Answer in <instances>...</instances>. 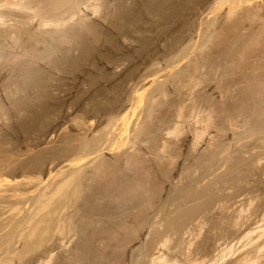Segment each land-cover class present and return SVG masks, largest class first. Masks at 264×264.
I'll return each mask as SVG.
<instances>
[{"label":"rangeland","instance_id":"374dc122","mask_svg":"<svg viewBox=\"0 0 264 264\" xmlns=\"http://www.w3.org/2000/svg\"><path fill=\"white\" fill-rule=\"evenodd\" d=\"M106 1H107L108 5L110 6L109 10L112 12V14H110V15L108 14V16H107L108 18L106 17L107 20L106 19L103 20V25L101 26L100 35L95 36L93 34H91V35L89 34L88 38H86L87 40L85 39V44H86V45H84L85 48L73 50L74 54L78 55L81 53V55L88 57L87 58L88 60L83 62V64L86 63V65L84 64L86 68L82 70V68L79 67V70L78 69L76 70V71H78V73H80L79 76L75 77V78H66V80H64V81L65 82L67 81L68 84L61 87L62 89L61 88L54 89L52 96L54 97V94H56V95L54 98L52 97L53 99L52 98L50 100L45 99L44 102H41V101H38V102L27 101V102H25L23 104V106L25 108L22 111H19V109H17L18 107L15 106L13 99L7 100L6 106L7 107L9 106L8 108L13 110V111L11 110L13 118L10 121L9 120L7 121L4 118L3 114H0V117H1L0 118L1 119V122H0V141H1L0 145L1 146H0V148H1V150H3L2 151L3 157L2 156H0V157L5 159V160H0V171H1L0 172V191H1V193H0V200H1L0 204H1L2 200L3 201L7 200L6 198H8V197L6 194H7L8 190H9V194L11 193V191H13V189H11V188H13L14 186H11V185H13V183L15 181L19 180V181L23 182V180H25V177H30V176L36 177L37 175H40L39 170L43 172L42 176L45 178V181H48L46 179L48 178L49 173L51 171L53 173H56V172L58 173L60 170L68 171L70 168L66 166V162L68 160H65V159H67L69 156L71 158L76 156V154H77L76 150L78 152L76 145L78 146L80 144L84 135H85V138H86V134H87V137L92 139L94 136V133L97 132V130H100V128L102 129V126L104 128V125H106V122L109 119V117L111 116L112 112L120 111L122 109L123 105L131 107L130 115L132 114V116H130V118L131 117L132 118L131 119L129 118V119H130V124H131L130 126H132V129L134 128V126L136 125L135 123L138 120H139L138 122L144 120L146 118L145 117L146 116L145 110H147V109H145L146 103H145L144 99H147V97H149L148 94L151 93V91L157 86V85H153V84H156V83L158 84L159 81H163L169 76V75L168 76L166 75V74H168L167 69H165L163 72L161 71L160 72L161 78L159 77L160 79L158 82L152 83V86L153 87L155 86L154 88L151 85H150L151 88H149L150 86L147 88L148 90L145 91V93L143 94V95H145V98H144V96H142L141 99L143 98L142 99L143 102L141 101L142 104H139L140 98L135 93L136 89L138 88L141 90L142 87L144 88V86L147 87L149 84H151V82L150 83L147 82V81H149V79H144V78H146V75H148V74L150 75V73H153V71H156L162 67H165L167 60L172 59L174 56L176 57L177 55L184 57L186 54V57H185L184 61L181 62L180 66L178 68L174 69L175 72L180 70V68L182 69L183 65L186 62H188L191 58L194 60L199 59V57H198L199 55H197L196 53L199 52L201 46L204 43L203 41L205 40V38L209 35V32L211 31V30H209V32H208V29H209L208 26L210 25L211 21L214 18H217L218 16H220L216 13L210 12V11H213L212 6L214 7L213 3L215 0H150V1L149 0L148 1L147 0H143V1L141 0L143 2V4L145 3L146 4L145 6H147V7L141 6L142 11L144 12V14L147 13L150 17L148 19V15L146 14L147 17L145 15V16H143V18L146 17V19H148V21L150 19H151V21H149V23H148V21L145 20V18L142 20L139 19V20H137V24L136 23L135 24L134 23H128L131 28L127 29L129 27V25L127 23L126 24L122 23L123 24L122 25L121 22L119 21V16H120L119 15V13H120L119 12V10H120L119 0H106ZM130 2H131V0H128L129 4H131ZM148 2H150V3L147 4ZM136 6L138 7V5H136ZM142 7H144V8H142ZM138 8H140V7H138ZM145 11H146V13H145ZM87 12L89 14L91 13V11H89V10H87ZM90 15H92L91 17L93 19H95L94 18L95 15H94V17H93L92 13ZM96 18H99V17L96 16ZM218 18H220V17H218ZM144 20L147 22L146 25L144 24L145 23ZM132 21H134V20H132ZM143 21H144V23H143ZM164 21H167V22L165 23ZM220 21L221 22L223 21L222 17H221ZM139 22H140V25L138 24ZM161 22L164 23V26H163V23H161ZM172 22H174V23H172ZM168 23H169V25L171 24L169 27L170 29L167 27ZM199 23H200V25H199ZM159 24H160V26H159ZM166 24H167V26H166L167 28L165 27ZM119 27H120V29H119ZM161 27H162V29H160ZM147 28H149V29H147ZM138 29H140L141 32H139L140 30H138ZM165 29H166V31H165ZM134 30L136 32H134ZM137 30H138V32H137ZM162 30H163V32H161ZM199 30H200V32H199ZM192 38L194 40H192ZM86 41H87V43H86ZM88 41H91V42L89 43ZM218 43L215 42V45ZM226 44H227V46H222V45H220V46L225 48L228 52H231V47L228 45L229 43L225 42L224 45H226ZM228 46H229V48H228ZM196 47L199 49L195 51ZM217 49H219V48H216L215 50H217ZM184 50H186V51H184ZM188 51H189V53H188ZM181 52H183L182 53L183 55L180 54ZM217 52L218 51H216V53ZM191 54H192V56H191ZM167 57H168V59H167ZM186 59H187V61H185ZM159 64H160V66H159ZM187 64L188 63H186V65ZM165 71H167V72H165ZM66 76H68V75H66ZM142 81H143V83H142ZM205 84H208V83H205ZM205 84H203L202 87H199L200 88L199 90L196 88L194 91L198 92L199 94L206 95L209 97L213 96L214 98H212V99H214V100L216 99V102H222L223 98H220L221 97L220 89L215 86V83L213 82L212 84H210V86H204ZM239 87H241V86L239 85L236 88L238 89ZM172 89H173V91L171 92V95L169 97L168 104H166V106H164L163 109H161V110H164V112H166L168 110L167 112H169L170 114L174 111V106H172V103H171L172 100L185 99V100L189 101L188 99L190 98L189 97L190 95H189L187 89H185V91H183L184 90L183 89L181 92H179L176 90L174 85L171 84V90ZM185 93H186V95H188V97L184 96ZM245 93H246V91L243 92V94H245ZM195 94H197V93H195ZM199 94H197V95H199ZM235 94H236V91H235ZM248 94L249 93L247 90V94L242 95L241 99L239 98L240 102L238 99L236 100V97L237 96L240 97V95H237V96L235 95L233 100H232V98H230L231 100L228 99V101H231V105H232L233 110H236V111L238 109H239V111L244 110V107H241V106L245 105V111L246 110L248 111L249 109L250 110L248 111V113L251 111V108L248 109V107H247L248 98H246V97H248L247 96ZM245 98H246V100H245ZM162 99L163 98L161 97V100H160V97H159L158 100L162 101ZM242 101L244 102V104ZM136 106H138V108ZM147 107H148V103H147ZM141 108H143V109H141ZM160 113H161V111L158 110L157 114H156L159 117L158 119L155 120L156 115H154L153 117H154V122H156L155 123L156 126L157 125L160 126V129L158 132L163 134L165 128L168 127V125L164 124L163 122L161 123L160 119H162V118H160V116H159ZM201 115H204V112H202ZM6 121L9 123V125H8V123H6ZM240 121H239L240 123L238 122V125H237V126H239V128L238 127H235V128L232 127L230 129H228L226 131L227 132L226 135H225V133L223 134V131L222 132L218 131L215 128H213L214 130L212 129V132H213L212 135L219 136V137H217V139L222 137V140H224V146H225V144H226V146H225V149L222 146H221V148L219 147L220 149L217 152L218 155H216L215 160H213L214 162H208L207 164H205V163L202 164V163L198 162L199 163V165H198V163L196 162V160H194V158H197V156H200V154L202 152L205 153V151H207L209 149V147H207L209 145L206 142L210 143L209 140H211L212 137L211 136L206 137L205 142L203 141L204 144L200 143L201 145H198L197 147L193 148L191 146L192 144H190V142H193V141H191L193 137H191L192 132H191V128L189 126H192L191 125L192 123H190V122L186 123L187 125L188 124H190V125H188V127L185 129L188 132H185V134L182 136L183 141L180 140L181 141L180 144L178 143L180 146L179 150H181V152L178 150L177 154H179L180 157L178 158L179 160L177 159L178 162L175 161L176 164L170 163L171 161H168L169 163L165 162L162 164H155L153 162L142 164L141 162H144V160L147 159L146 157L148 154L146 155L145 158H143L144 159L143 161L138 162L139 165H137L138 163L136 164V162H135L134 165H133V163H131L132 165L128 166V165L124 164L125 161H123V163L120 164L122 162V160L119 161V159H118L119 154H120L119 153L120 152L119 151V144L116 143L117 141L115 139L111 140L112 138H109L111 140V141L109 140L110 144L107 143V142H109L107 140L106 144L104 145V147L106 146L105 147L106 149L104 148L102 150V153L99 152L98 154L93 155V157L91 156L90 157L91 159H89L88 161L85 162V164H87V163L90 164V165L87 164L88 167H87V165L84 164V166H85L84 168L86 169L85 170L86 173L84 172V179L81 181V185L84 189L81 188V193H80V194H83L84 197L81 196V199L80 200L78 199V201L76 203V205L79 203L78 205H80V208H79V206H76V208H79L80 211L75 209L74 210L75 213H74L69 209L70 213L72 212L75 214V215L73 214L74 218H75V219L73 218L74 222H75V220L76 221L78 220L77 221L78 224L76 225V227L80 225V228L84 229L83 232L82 231L80 232L78 230L81 233V235H79L78 234L79 232H78L77 233L78 235L77 234L76 235H74V234L70 235V233H69V236H68V232H67V236H64L65 234H63V236L61 237V235H59L57 233L59 236L56 234L55 236H53L55 238L54 239V238H51L50 236H47L48 234L46 235L47 237H45V235H44V237L41 236L39 233V232H41V230L40 231L38 230L39 232H37V234L40 235V238H37V237H39L37 235V237H33L35 239L32 238V240H31V239L27 238L28 240L25 239V241H23V242L20 241L17 244L18 237L15 236V238L12 239V243L13 242H15V243L12 244L11 248H13V246L15 247L17 244L19 246H16L15 249L19 247V248H21L19 251L24 249V251L27 250V253H28V249L32 248V249H30L28 254L26 253L28 260L26 258H24L25 259L24 261H29L30 257H32V256H34L35 258L36 257L38 258L39 255L42 256L41 254L43 253V250L46 247L53 245V242H54L55 246L53 245V248H54V252H56L55 257H58V255H59V257L61 256V258L63 259L65 264H69V262L66 260H68V257L71 255L74 256V257L71 256L74 258V261H72V263L70 262L71 264H83L84 262L87 264L86 260L82 261L83 259L81 256L83 255V252L85 250H87L89 247H91L90 243L92 241H89V240H91V236H92V234H91L92 227L98 226L97 227L99 229L98 231L102 232L101 237L103 238L102 239L103 243H102V241H100L101 238H98L97 243H98L99 248H101V250H104V253L107 256L104 255L102 258H100L101 260H98L97 263H95V264H119V262H121L122 259L125 260V262H124V260H122V261H123V263H126V264L127 263L128 264H136V263L137 264H143L145 262V260H147V258H145V256H146L145 252L146 251H144V249L146 250V248L148 246H153L154 241H157L156 236L160 235L161 232L166 231V229L170 233L172 231V233L170 234V238L172 240H170V243H169L170 247H168L169 249L166 248L168 250H166V249L165 250L167 251V254L169 253V256H172V255L177 256V254H178V258L182 261V263L185 261V259L183 258L185 256H183L182 253H184L186 251L183 248H185L186 245L188 246L189 241L192 240V238H193L192 249L196 251V252L194 251L193 254L195 256H196V254H197V256L199 255L198 258L194 257V255H193V257L200 259L201 256L203 257V256L207 255L206 257L208 258V260L206 259L207 262L205 261V262H201L199 264H207V263L214 261L215 258H219L220 255L221 256L223 255L222 254L224 251L223 248H225L227 246L228 247L232 246L231 252H233V254L230 252V255H229V258L227 259V261L233 260V257H234V259L237 256L239 257L240 254H242L244 252L242 250L245 246V243L247 244L248 240H249L247 237L243 238V236H244L243 234H246L247 232L252 231V233L250 234L251 235L250 237H256L260 233L259 232L261 230L260 227H263L261 225H264V221H263L264 219H261V218H264V214H263V212H264V162H263L264 161V159H263L264 158V153H263L264 150H263V148L264 147H261V146L258 147L260 145V142L259 141H257V143L254 142L255 139H251V143H250V138H249V140L246 139L249 142V143H247V141H246V144L247 145L249 144L247 146V145H243L242 141H241L242 143H240V142L238 143V142H235L236 140L229 138V135H230V137H233L232 135H235L236 132L237 133L242 132L243 129L245 128V126L243 128L244 123L242 121V118L240 119ZM78 122L79 123L84 122V124L86 126L84 124L79 125ZM90 123H92V124H90ZM226 124L227 123H225V125ZM241 124H242V126H241ZM237 128H238V130H236ZM240 128H241V130H240ZM161 129L163 130V132ZM132 133H133V131H132ZM154 134H151L149 136V137H151L152 141H153V139L155 140ZM220 135H222V136H220ZM223 135H225V136H223ZM5 138H8V139H5ZM233 140H234V142L232 143ZM4 141H6L5 144H2V143H4ZM114 141H116V142H114ZM153 142L156 143L157 141L155 140ZM159 143H160V141H158L157 145ZM237 143H238V145H236ZM229 144H231L232 146ZM233 144H234V148H232ZM111 145H113V146H111ZM158 146H160V145H158ZM227 146L231 147L230 150H229V148H227ZM111 147H113L114 149L109 150V149H111ZM107 148H108V150H107ZM226 149L229 150V152L225 153ZM116 150H118V151H116ZM124 150H125V148H124ZM155 150H156V148H155ZM156 151H157L156 153H163L161 149H157ZM243 151H245V152H243ZM253 151L255 153H258V152H260V153L254 155ZM244 153H246V154H244ZM261 153H263V154H261ZM101 154L102 155L105 154V156H102ZM72 155H74V156H72ZM154 155H155V153H150L148 155V158H150L151 156L153 157ZM258 155H260L261 157L263 156L262 161H259V162L257 161ZM189 156H193L194 157L193 160ZM217 156L218 157L221 156V157H219V159H218ZM65 157H67V158H65ZM104 157H105V159H103ZM222 157H224V159ZM97 158H98V160H97ZM123 159H124V157H123ZM222 159H223V161H221ZM244 159L247 161H245ZM186 160H187V162H186ZM188 160H189L190 166H188ZM100 162L103 164L102 166L105 165V167L103 168L104 171H102L100 174H97L98 177H97V175H95V177H93V175L95 174L94 170H97L94 167H96L95 166L96 164L99 165ZM192 162L194 163L193 165L197 164V167L195 166L196 169H198L197 171H196V169H194L195 167H193ZM260 162H262V163L259 164ZM257 163H258V165H257ZM38 164H40V165H38ZM222 164H223V166H221ZM161 165H162V167H161ZM59 166L61 169L59 168ZM152 166H154V167H152ZM198 166H199V168H198ZM2 167H4V168H2ZM130 167H131V169H130ZM126 168H127V171H126ZM157 168H158V171L162 172V173H159L157 171ZM154 169H155V171H154ZM161 170H163V171H161ZM214 170H216V172H214ZM171 171H172V173H171ZM169 172H170V174H169ZM192 172H193V174H192ZM86 174H88V175H86ZM211 175H212V177H211ZM129 176L131 178H129ZM92 177L95 179H93ZM5 178H6V180H5ZM210 179L212 180V182ZM1 180H3V181H1ZM8 180H10V181L12 180V181L10 182ZM51 180H52V178H50L49 181H51ZM203 181H205V182L203 183ZM9 183H10V185L8 186L7 184H9ZM38 183H40V182H38ZM47 183L48 182H42V183H40L41 185L39 184L36 187H32V185L29 186L23 182L22 186H24V188L21 189V192L26 194L27 197L21 198V200L19 202V204H23L21 206H19V204L14 203L17 200L14 201V199H9L10 197L8 198L9 199L8 203L11 202L10 203L11 207L9 204H5V205L3 204L5 207H6V205H8V206L3 210H2V208H0V217H1L0 227L1 226L4 227L3 231H2V227L0 228V239H2L3 236L7 237L6 234L10 233L9 231L11 228H13L14 222L19 224V225H22L21 227H23V228H25V226L26 227L29 226V225H27V222L29 221L28 218H30L31 216H29V212H27V211H28L29 207H31L33 205V199H34L33 197L36 195L35 192H38L40 189H43ZM201 183H203V184H201ZM175 186H177V187H175ZM85 187H86V189H85ZM130 187H131V189H130ZM196 187H199V188H196ZM4 189H5V192L7 191L6 193L4 192ZM34 189H37L34 192L35 194L33 193ZM215 189H216V191H215ZM227 190H229V191H227ZM31 191H32V193H31ZM149 191H151V192H149ZM21 192H19V193H21ZM132 192H134V194ZM221 192H222V194H221ZM150 193H152V194H150ZM255 193H257V194L255 195ZM1 194L3 195V199H2ZM257 195L259 196V198L256 197ZM175 197H176V199H175ZM26 198H27V200H26ZM190 198H191V200H190ZM251 198H253V200ZM247 199H249V200H247ZM23 200L26 202L24 203ZM27 201H28V203H27ZM21 202H23V203H21ZM149 202H151L150 204H152V205H148ZM223 203H225V205ZM248 203L250 206L248 205ZM13 204H15L16 206ZM145 205H146V208H144ZM220 205H222V206H220ZM121 206H122V208H121ZM8 207H10V208H8ZM22 207H24V208L20 212ZM178 207H179V209H178ZM215 207H217V208H215ZM120 208H121V210H120ZM221 208H222V210H220ZM71 209L73 210V208H71ZM82 209H83V212L85 211L87 214V215H85V212H84V215H85L84 217H82L83 216V213L81 212ZM212 209H214V210L212 211ZM4 210L5 211L7 210L6 212H8V213H6ZM97 210L99 211L98 213L95 212ZM138 210H140L142 213L139 212ZM235 210H237V211H235ZM10 211L12 212V214ZM17 211H18V213H17ZM30 211L32 212V210H30ZM76 211L77 212L79 211L81 213V216L78 215V213ZM109 211H111L112 214ZM115 211H117V212L115 213ZM121 211H123L124 214L126 213V215L129 213L130 214L134 213V215L136 217L141 215L140 216L141 219H142V214L143 215L147 214L149 211V213H148V215H149L148 216L149 217L148 222L149 223L146 224L144 227H142V226L140 227L141 233L143 232L142 236H143V238L145 237L144 240L141 237V240L139 238V239L135 240L134 242H131L130 245H127L126 249L121 248L122 246L119 245V234L116 236V234L113 235L110 233L111 234L110 235L109 230L106 227V223L104 224L102 222H98V221H100V220H98L99 217L95 216V214L96 215L100 214L98 216H100L102 219L108 220V221L111 220L110 222H112L113 224L115 223L117 225V227L119 228V219H120L119 214L122 213ZM238 211H240V212H238ZM250 211H251V213H250ZM19 212H20V214H19ZM25 212H27L28 214ZM138 212L140 213V215ZM5 213L8 215L7 216L3 215ZM23 213H25V218L23 217V215H24ZM239 213H240V215H239ZM13 214H14V217L17 219V220L14 219V222L11 221V220H13V218H12ZM15 214H17L18 216ZM102 214H103V216H102ZM246 214H247V216H246ZM250 214H253V215H250ZM243 215L246 216V218L243 217ZM248 215L250 216V218ZM26 216H29V217L26 218ZM237 216L238 217L241 216V217L238 219ZM2 217H4V219H2ZM21 217L24 218V221H26V222L21 220L22 219ZM140 217H137L138 222L141 220V219L139 220ZM80 218H81V221H80ZM165 218H167L168 221H166L167 219H165ZM241 218L244 220L241 221ZM6 219H7V221H6ZM73 219L70 222L71 225L72 224L74 225ZM8 220H10L11 222L8 223L9 222ZM19 220H21V222H23V223L20 224L21 222ZM160 221H162V223ZM174 221L177 223H175ZM204 221H205V223L203 224ZM97 222L99 224H97ZM150 222H152L154 225L156 223V225H155L156 227H154V226H153V228L149 227L150 225L151 226L153 225L152 223L150 224ZM225 222H227V223H225ZM257 222H259V223H257ZM3 223H4V225H6L5 223L9 224V225H7L8 228L5 227L3 225ZM171 223H172V225H174L173 228L169 226ZM182 223H184V225ZM235 223H238V224H235ZM23 224H25V226ZM66 224L67 225L69 224L68 221ZM180 225H182V226H180ZM123 226H121V230H122ZM161 226H162V228H161ZM195 226H197V227H195ZM125 227L126 226L123 227V230L126 229ZM229 227H231V228H229ZM235 227H236V229H235ZM68 228H69V225H68ZM160 228L162 229V231ZM193 228H195V229L193 230ZM170 229H172V230L169 231ZM176 229H177V232L175 231ZM198 229L199 230L202 229V230L199 231ZM28 230H29V227H28L27 231ZM150 230H152V231H150ZM106 231H108V232H106ZM149 231H150V233H149ZM94 232H96V231H93V234H94ZM192 232L193 233L195 232V233L193 234ZM156 233H158V234H156ZM185 233H187V235H185ZM197 233H199L200 235H198ZM123 234H124V232H123ZM201 235H202V237H201ZM89 236H90V238H89ZM115 236L117 238H115ZM174 236H175V238H174ZM74 237H76V238H74ZM41 238L43 241L45 240L46 243H44L41 240ZM151 238H153V239L151 240ZM240 238L243 240L240 241V243H239L238 241ZM80 239H81V241H80ZM29 240H31V241H29ZM70 240H72V241H70ZM187 240H189V241H187ZM217 240H218V242L220 241L221 243L220 242L218 243ZM234 240H235V242H234ZM3 241H4V238H3ZM40 241H41V243H39ZM51 241H52V243H51ZM62 241L65 242L66 244L65 243L61 244ZM183 241L186 243H184ZM148 242H151V243H148ZM32 243H34V244L32 245ZM79 243H81V244L83 243V245H81ZM241 243H243L244 246H242L243 244H241ZM26 244H28V245H26ZM36 244L37 245L40 244L41 247L37 246ZM46 244H48V245H46ZM87 244L89 246L86 247ZM223 244L225 247L223 246ZM79 245L83 246L82 248H84V246H85L86 249H84V251H83L82 249L78 248V247H80ZM24 246H26V247L24 248ZM32 246L36 249L33 250ZM36 246L39 247V249H37ZM156 247H157V245H156ZM201 247L202 248L206 247V248H204V249H206V252L204 249L200 250ZM238 248H241V249H238ZM41 249H42V252H41ZM79 249L82 250V252ZM122 249H123V251H122ZM170 249H172V250L176 249V250L172 251ZM217 250H219V251H217ZM67 251L68 252L70 251V252L68 253ZM177 251H179V252H177ZM236 251L238 254L236 253ZM207 252H209V253H207ZM144 253H145V255H144ZM200 253H201V255H200ZM219 253H220V255H219ZM67 255H68V257H67ZM119 255H120V257L122 256L121 260H119ZM140 255H142V256H140ZM14 257L16 258L15 255H14ZM24 257H26L25 254H24ZM34 257H32V258H34ZM75 257H76V259H75ZM202 257H201V259H202ZM136 258H138V260H136ZM211 259H213V260H211ZM89 260H90V258H89ZM15 261L18 262L19 258L14 259L12 264H17V262H15ZM88 264H91V263H88Z\"/></svg>","mask_w":264,"mask_h":264},{"label":"bare ground","instance_id":"6f19581e","mask_svg":"<svg viewBox=\"0 0 264 264\" xmlns=\"http://www.w3.org/2000/svg\"><path fill=\"white\" fill-rule=\"evenodd\" d=\"M142 1L141 0H131V2H130L131 4H129L128 0H119V8H120V10H119V12H120L119 13V15H120L119 21L121 22V24L122 23L123 24H126V23L127 24L128 23H134L135 24L136 23L137 24V20H139V19L142 20L144 18H145V20L148 21V19L150 18L149 15L145 11V13L148 15V19H146L147 15L144 14V12L141 9V6L146 5L145 3L143 4ZM149 3L150 2H148L147 4H149ZM213 4H214V7L212 6L213 11H210V12H213V13L220 15V16H218L220 18H218V17L214 18L211 21L210 25L208 26V28H209L208 32H209V30H211V31L209 32V35L203 41L204 43L201 46L199 52L196 53L197 55H199L198 56L199 59L194 60L191 58L188 62H186V63H188L187 65L184 62L185 64L183 65V68L182 69L180 68V70L175 72L174 69L178 68L180 66L181 62L184 61L186 54L184 57L183 56L181 57L180 55H177L176 57L174 56L172 59L167 60L165 67H162V68L159 67L160 69L153 71V73H150V75L149 74L146 75V78H144V79H149V81H147V80L146 81L148 83L151 82V84H149L147 87L146 86H144V88L142 87L141 90L138 88L137 89L135 88L136 91L135 90L134 91L140 98L139 104H142L141 101L143 98L141 99V97L144 96V98H145V95H143V94L145 93V91L148 90L147 88L150 85L152 86V83L159 81V79L161 78L160 77L161 71L163 72L165 69L168 70V74H166V75L167 76L169 75V76L165 80L159 81L158 84L157 83L153 84V85H157V86L156 87L154 86L155 88L152 86L154 89L152 91L150 90L151 91V93H149L150 95L147 93L149 97H147V99H144L145 103H146L145 109H147V110L144 109L146 112V116H145L146 118L144 120H142L140 122H138L139 121L138 120L135 123L136 125L132 129V126H130L131 125L130 119L132 118V117L130 118V116H132V114L130 115L131 107L123 105L122 109L120 111L112 112L111 116L109 117V119L106 122V125H104V128L102 126V129L100 128V130H97V132H95L96 134L94 133V136L92 139L87 137V134H86V138L84 135L80 144L78 146L76 145L78 152L76 150L77 154L75 153L76 154L75 157L71 158L69 156L68 157L69 159L67 157H65V158H67L65 160H68L67 162L65 161L66 166L70 168L68 171L60 170L58 173L56 171H55L56 173H53L51 171L49 173V176L47 175L48 178L46 180H48V181H45V178L42 176L43 172L40 170H39L40 175H37L36 177L35 176L34 177L33 176L25 177V180H23V182L26 183V185H29V186L32 185V187H36L37 185H39L42 182H48V183L45 185V187L43 189H40L38 192H35V190H37V189L33 190V193L35 192L36 195L33 197L34 198L33 199V205H32L33 207L32 206L29 207V209L27 211V212H29V216H31L30 218H28L29 221L27 222V225H29V226L26 227L25 224H23L26 229L21 227L22 225H19V224L14 222V219H16L14 217V214L12 217L13 220H11L12 218L10 219L11 221L14 222L13 228L10 229L9 234H6L7 237L3 236L4 241H3L2 237H1L2 239H0V264H12L14 259H16V258H19L18 262L15 261V262H17V264L18 263L19 264H65V262L63 261L61 256L59 257V255H58V257H55L56 252H54V248H53L54 242H53V245L46 247L43 250L42 254L39 252L42 256H40L39 254H38L39 255L38 258L37 257L35 258L34 256H32L34 258L30 257L29 261H24L25 260L24 258L27 259V254L29 253L30 249H32V248L28 249V253H27V250L24 251V249H23V250L19 251L21 248L18 247L15 249V247L19 246L17 244L20 241L23 242L27 238L32 240L33 237H37V235H38L37 232H39L40 230H41V232H39V233L41 236L44 237V235H45V237L50 236L51 238H54L53 236H55L57 233L59 235H61V237H62L63 234H65L64 236H67V232H68V236H69V233H70V235L71 234L76 235L79 231L83 232L84 229L80 228V225L76 227V225L78 224L77 223L78 220L77 221L75 220V222H74V219H75L74 218V215H75L74 210L75 209L79 210L80 205H78L79 203L76 205V203H77L78 199L80 200L81 196H83V194H80V193H81V188L84 189L81 185V181L84 179V172L86 173V171H85L86 169L84 168L85 167L84 164L86 161L91 159L90 158L91 156L93 157V155H96L99 152L102 153V150L106 147V146L104 147V145L106 144V141L110 140L109 138H112L111 140L115 139L117 142L116 141H114V142L119 144V151H120L119 153L120 154H119L118 159H119V161L122 160L121 163L118 161L120 164H122L123 161H125L124 164L128 165V166L132 165L131 163H133V165H134L135 162L137 164L139 161H143L144 160L143 158H145L146 155L147 154L149 155L150 153H155V155L153 157L151 156L150 158H148V155H147V157H146L147 159H145L144 162H141L142 164L150 163V162H153L155 164H162V163H165L168 161H171L170 163H175V161H177V159L180 157L179 154H177L178 150L180 149L179 148L180 147L179 144L181 142L180 140H182V136L185 134V132H188L185 129L188 127V125H190V124L187 125L186 123L190 122V123H192L191 124L192 126H189V127L191 128V132H192L191 137H193L191 140L193 142H190V144H192L191 146L193 148L197 147L198 145H201L202 143L204 144L205 139L208 136H211L213 139V140L211 139L212 141L209 140L210 143L206 142L209 145V146H207V147H209V149L207 151H205V153L202 152L203 154L201 153L200 156H197V158H194L193 156H189L192 158V160L194 158V160H196L197 163L199 162L202 164L203 163L207 164L208 162H214L213 160H215L216 155H218L217 152L221 148V146L224 147V149L226 146V144L224 146V140H222V137L217 139V137H219V136L212 135L213 134L212 129L215 128L218 131H221V132L223 131V134L225 133V135H226L227 134L226 131L228 129H230L232 127L233 128H235V127L239 128V126H237V125H238V122L240 121V119L242 118V121L244 123L243 128H244V126H245V128L244 129L242 128L243 131L240 133L236 132L235 135H232L233 137H230V135H229V138L236 140L235 142H238V143L243 142L242 143L243 145H247L246 139L249 140V138H250V143H251V139H255V141L253 140L254 142H256V143H257V141L260 142V145L258 147H260V146L264 147V0H215ZM136 5H138V7H140V8H138ZM109 7L110 6L108 5L106 0H0V114H3L4 118L7 121L8 120L10 121L13 118L12 113H11L12 109L8 108L9 106L8 107L6 106L7 100L13 99L15 106L18 107V108L17 107L16 108L19 109V111H22L25 108L23 106V104L25 102H27V101L44 102L45 99L50 100L53 97L52 94H53L54 89H59V88L63 87L64 85L68 84L67 81L66 82L64 81V80H66V78H75V77L79 76L80 73H78V71H76V70L77 69L79 70V67H81L82 70L86 68L85 67L86 63H84L85 64L84 65L83 62L88 60L87 59L88 57L81 55V53L78 55L74 54L73 50L80 49V48L84 49L85 48L84 45H86L85 39L88 38L89 34L90 35L93 34L95 36L100 35V30H101V26L103 25V20L106 19L108 14L109 15L112 14V12L109 10ZM145 7H147V6H145ZM142 8H144V7H142ZM87 10L91 11V13L93 14V17L95 15V17H94L95 19H93L91 17L92 16V15H90L91 13L89 14L87 12ZM145 15H146V17L143 18V16H145ZM96 16L99 18H96ZM221 17L223 19L222 22L220 21ZM132 20H134V21H132ZM144 21H143V23H144ZM149 21H151V19ZM149 21H148V23H149ZM164 22L166 23L167 21H164ZM161 23H163V22H161ZM172 23H174V22H172ZM138 24L140 25V22ZM144 24L146 25L147 22L145 21ZM170 25L168 23V26L166 24L165 27L167 26L169 28ZM199 25H200V23H199ZM159 26H160V24H159ZM163 26H164V23H163ZM120 27H119V29H120ZM130 28L131 27L129 25V27L127 29H130ZM140 29H138V30H140ZM147 29H149V28H147ZM160 29H162V27ZM138 30H137V32H138ZM165 31H166V29H165ZM134 32H136V31L134 30ZM139 32H141V30ZM161 32H163V30ZM199 32H200V30H199ZM192 40H194V39L192 38ZM88 42L90 43L91 41H88ZM215 42H217V43L219 42V43L215 45ZM225 42L229 43L228 45L231 47V52H228L225 48L220 46V45L227 46V44L224 45ZM86 43H87V41H86ZM229 46H228V48H229ZM216 48H219V49L215 50ZM198 49L199 48L196 47L195 51ZM184 51H186V50H184ZM216 51H218V52L216 53ZM182 53L183 52H181L180 54H182ZM188 53H189V51H188ZM191 56H192V54H191ZM167 59H168V57H167ZM187 59L185 61H187ZM159 66H160V64H159ZM165 72H167V71H165ZM66 75H68V76H66ZM213 82L215 83V86L220 89V93H221L220 98H223V100L221 99L222 102H216V99L215 100L212 99V98H214L213 96L209 97V96L202 95V94H199L198 92L194 91L196 88L199 90L200 89L199 87H202V85L205 83H208V84H205L204 86H210V84H212ZM142 83H143V81H142ZM171 84L174 85L176 90L179 92H181L183 89H184L183 91H185V89H187L188 93L190 95L189 96L190 98L188 99L189 101H187L185 99H179V98H178L179 100H177V99L172 100L171 103H172V106H174V111L170 114L169 112H167L168 110L166 112H164V110H161V109H163V107L166 106V104H168V102H169L168 101L169 97L171 95V92L173 91V89L171 90ZM239 85L241 87H239L237 89L236 87ZM151 86L149 88H151ZM244 90L246 91L245 94H243V92H245ZM247 90L249 93L247 95L248 97H246V98H248V102H249V103L247 102V107H248V109L251 108V111L248 113V111L250 110L249 109L248 111L246 110L247 111L246 112L245 111V105L241 106V107H244V110H240V111H239V109L237 111L233 110L232 105H231V101H228V99L232 98V100H233L235 95L236 96L240 95V97H238V96H237L238 98L236 97V100L238 99L240 102L242 95L247 94ZM235 91H236V94H235ZM194 92L199 94V95L195 94ZM55 95L56 94H54V97H55ZM184 96L188 97V95H186V93ZM159 97H160V100H161V97L163 98L162 101L158 100ZM246 98H245V100H246ZM147 103H148V107H147ZM243 104H244V102H243ZM136 107L138 108V106H136ZM141 109H143V108H141ZM158 110L161 111V113L159 115L160 118H162V119H160L161 123L163 122L164 124L168 125V127H166V128L164 127L165 128L164 132L161 129L163 134L158 132L160 129V126L159 125L156 126V124H155L156 122H154L153 116L157 114ZM202 112H204V115H201ZM158 118L159 117L156 115L155 120ZM7 121H6V123H8ZM0 122H1V119H0ZM79 122H78L79 125L84 124V122L83 123H79ZM225 123H227V124L225 125ZM90 124H92V123H90ZM8 125H9V123H8ZM241 126H242V124H241ZM238 128L236 130H238ZM240 130H241V128H240ZM132 131H133V133H132ZM151 134H154V138L157 141L156 143L153 142V141H155L154 139L152 141L151 137H149ZM225 135H223V136H225ZM220 136H222V135H220ZM5 139H8V138H5ZM234 140L232 141V143L234 142ZM110 141L107 143L110 144ZM158 141H160V143L158 144L160 146L157 145ZM5 142L6 141H4V143H2V144H5ZM238 143L236 145H238ZM247 143H249V142L247 141ZM231 144H229V145H231ZM111 146H113V145H111ZM124 148H125V150H124ZM155 148H156V150L161 149L163 153H156L157 151L155 150ZM227 148H229V150H230L231 147L227 146ZM232 148H234V144H233ZM113 149L114 148L111 147V149H109V150H113ZM107 150H108V148H107ZM229 150L226 149L225 153L229 152ZM263 150H264V148H263ZM2 151L3 150H1V148H0V156H2V154H3ZM116 151H118V150H116ZM179 151L181 152V150H179ZM243 152H245V151H243ZM259 153L260 152H258V153L254 152V155L259 154ZM263 153H264V151H263ZM263 153H261V154H263ZM244 154H246V153H244ZM74 155H72V156H74ZM102 156H105V154ZM2 157H0V160H5ZM123 157H124V159H123ZM219 157H221V156H219ZM219 157H218V159H219ZM222 158L224 159V157H222ZM262 158H263V156L261 157L260 155H258L257 161L258 162L262 161L264 159V158L263 159ZM103 159H105V157ZM223 159L221 161H223ZM97 160H98V158H97ZM245 161H247V160H245ZM186 162H187V160H186ZM199 163H198V165H199ZM261 163L262 162H260L259 164H261ZM87 164H85V165H87ZM193 164L194 163L192 162V165ZM38 165H40V164H38ZM88 165H90V164H88ZM88 165H87V167H88ZM102 165L103 164L101 162L99 165H97V164L95 165L96 167H94V168H96L97 170H94L95 174L93 175V177H95V175L100 174L102 171H104L103 168L105 167V165L104 166H102ZM137 165H139V163ZM257 165H258V163H257ZM188 166H190L189 160H188ZM195 166L197 167V164L193 165V167H195ZM221 166H223V164ZM4 167H2V168H4ZM152 167H154V166H152ZM161 167H162V165H161ZM196 167L194 169H196ZM59 168H60V166H59ZM198 168H199V166H198ZM130 169H131V167H130ZM197 170L198 169H196V171ZM126 171H127V168H126ZM154 171H155V169H154ZM157 171H158V168H157ZM161 171H163V170H161ZM214 172H216V170H214ZM159 173H162V172H159ZM171 173H172V171H171ZM169 174H170V172H169ZM192 174H193V172H192ZM86 175H88V174H86ZM97 177H98V175H97ZM211 177H212V175H211ZM50 178H52L51 181H49ZM129 178H131V177L129 176ZM93 179H95V178H93ZM3 180H1V181H3ZM5 180H6V178H5ZM8 181H10V180H8ZM205 181H203V183ZM15 182L13 183V185H11L14 187L13 188L10 187L11 189H13V191H11L10 194H9V190H8V192L6 191L7 192L6 195L8 198L10 197L9 199H14V201L17 200L14 203L19 204L21 198H25V197H27V195L21 192V189L24 188V186H22L23 182L19 181V180L15 181ZM38 182H40V183H38ZM211 182H212V180H211ZM203 183H201V184H203ZM7 185L9 186L10 183ZM175 187H177V186H175ZM196 188H199V187H196ZM85 189H86V187H85ZM130 189H131V187H130ZM215 191H216V189H215ZM227 191H229V190H227ZM4 192H5V189H4ZM19 192H21V193H19ZM149 192H151V191H149ZM0 193H1V191H0ZM31 193H32V191H31ZM132 193L134 194V192H132ZM150 194H152V193H150ZM221 194H222V192H221ZM256 194L257 193H255V195ZM256 197L259 198L258 195ZM8 198H6L7 200H5V201L2 200V202L0 204V208H2V210L8 206V205H6V207H5L4 206L5 204L10 205L11 202L8 203V200H9ZM2 199H3V195H2ZM175 199H176V197H175ZM251 199L253 200V198H251ZM26 200H27V198H26ZM190 200H191V198H190ZM247 200H249V199H247ZM25 202L26 201H24V203ZM21 203H23V202H21ZM27 203H28V201H27ZM150 203L151 202H149L148 205H152ZM225 203H223V204L225 205ZM13 205H15V204H13ZM21 205H23V204H19V206H21ZM248 205H249V203H248ZM76 206H79V208H76ZM220 206H222V205H220ZM10 207H11V205H10ZM10 207H8V208H10ZM23 208L24 207L21 208L20 212L22 211ZM71 208H73V210ZM121 208H122V206H121ZM121 208H120V210H121ZM144 208H146V205ZM215 208H217V207H215ZM69 209L74 213H72V212L70 213ZM178 209H179V207H178ZM214 209H212V211ZM30 210H32V212ZM220 210H222V208ZM79 211L78 212L76 211V212L78 213V215L81 216V213ZM123 211H121L122 213L119 212L120 213L119 214V218H120L119 219V228L117 227V225L115 223L113 224L112 222H110L111 220L108 221V220L102 219L100 216H98L100 214H98V215L95 214V216L99 217L98 220H100V221H98V222H102L104 224L106 223V227L109 230V234L110 233L113 235L116 234V236L119 234V245L122 246L121 248L126 249L127 245H130L131 242H134L135 240H137L139 238L141 240V237L143 238V236H142L143 232L141 233L140 227L141 226L144 227L146 224L149 223L148 222L149 221L148 220L149 211L147 214H144L145 216L142 214V219H141V217H140L141 215L139 213L141 211L138 210L139 211L138 213L140 216H137V217H140L139 220L141 219L139 222L137 221V217L134 215V213L133 214L129 213L126 215V213L124 214ZM235 211H237V210H235ZM20 212H19V214H20ZM27 212H25V213H27ZM81 212L83 213L82 217L87 215L85 211H84L85 212V215H84L83 209ZM95 212L98 213L99 211L97 210ZM109 212L111 213V211H109ZM116 212L117 211H115V213ZM238 212H240V211H238ZM6 213H8V212H6ZM6 213L3 215L7 216L8 214H6ZM17 213H18V211H17ZM25 213H23L24 218H25ZM250 213H251V211H250ZM11 214H12V212H11ZM263 214H264V212H263ZM15 215H17V214H15ZM239 215H240V213H239ZM244 215H243V217L246 218L247 214H246V216H244ZM250 215H253V214H250ZM29 216H26V218ZM102 216H103V214H102ZM4 217H2V219H4ZM240 217H238V219ZM24 218H22L21 220L24 221ZM81 218H80V221H81ZM167 218H165V219H167ZM249 218H250V216H249ZM72 219H73L74 225L73 224L71 225V223H70ZM261 219H264V218H261ZM0 220H1V217H0ZM10 220H8L9 221L8 223L11 222ZM21 220H19V221L21 222ZM242 220H244V219L241 218V221ZM6 221H7V219H6ZM67 221L69 223L68 224L69 228H68V225L66 224ZM166 221H168V219ZM24 222H26V221H24ZM98 222H97V224H99ZM160 222L162 223V221H160ZM22 223L23 222H21L20 224H22ZM151 223L152 222H150V224ZM175 223H177V222H175ZM204 223H205V221L203 222V224ZM225 223H227V222H225ZM257 223H259V222H257ZM5 224L6 225H4V223H3V225L5 227H7V225H9L7 223H5ZM182 224L184 225V223H182ZM235 224H238V223H235ZM123 225L126 226L125 230H123V227H124ZM155 225H156V223H155ZM155 225L153 224L152 226L150 225L149 227H151V228H153V226L156 227ZM121 226H123L122 230H121ZM169 226L173 228L174 225H172V223H171ZM180 226H182V225H180ZM261 226H263V227H260L261 228V230L259 231L260 233L256 237H250L251 236L250 234L252 233V231H249L246 234L242 233L244 235L243 238L247 237L249 240H248L247 244L245 243V246L243 243H241V244H243L242 246H244V248L242 250L244 252L242 254H240L239 257L237 256V257H235V259L233 257V260L227 261V259L229 258L230 252L232 250V246L225 247L223 244V246L225 247V248H223V250H224L222 253L223 255L221 256L220 255L221 252H220L219 258H215L214 261L207 263V264H264V225H261ZM28 227H29V230L27 231ZM97 227L95 226V227H92V229H91L92 230V232H91L92 236L90 235L91 240H89V241H92V242L90 243L91 247L88 248L90 251L88 249H87L88 251L87 250L84 251V249H86L85 246H84V248H82L83 246H81V245H83L84 242L82 244L79 243L81 245H79L80 247H78V248H80L84 251L83 255L81 256L83 259L82 261L86 260L87 264L88 263L95 264V263H97L98 260H101L100 258H102L105 255L104 250H101V248H99L98 243H97L98 238H101L100 241H102V239H103L101 237L102 232L98 231L99 229ZM195 227H197V226H195ZM3 228L4 227H2V231H3ZM161 228H162V226H161ZM229 228H231V227H229ZM194 229L195 228H193V230ZM235 229H236V227H235ZM171 230L172 229H170L169 231H171ZM201 230H199V231H201ZM93 231H96V232H94V234H93ZM122 231L124 232V234ZM150 231H152V230H150ZM150 231H149V233H150ZM161 231H162V229H161ZM175 231L177 232V229ZM80 232L78 233L79 235H81ZM106 232H108V231H106ZM171 233H172V231H171ZM171 233L168 232V230L166 229V231L161 232L160 235L156 236L157 241H154L153 246H148L146 248V250L144 249V251H146L145 253L147 256V257L145 256V258H147V260H145V262L143 264H199L201 262H205V261L207 262V260H208V258L206 257L207 255L204 254L205 256H203V257L201 256L202 259H201V257H200V259H197L199 257V255L197 256V254H196V256H195L193 254L195 251L192 249L193 238H192V240H190L191 242L189 240H187V241H189V244H188V246L186 245V247L183 248L186 250L184 253H182L183 256H185V257H183L185 259V261L183 263L178 258V254H177V256H173V255L169 256V253L167 254L166 250H168L169 249L168 247H170L169 243H170V240H172L170 238ZM156 234H158V233H156ZM197 234L200 235L199 233H197ZM40 235H38L39 237H37V238H40ZM185 235H187V233H185ZM15 236L18 237V239H17L18 241H17L16 246L15 247L13 246V248H14L13 249L11 247H12V244L15 242L12 243V239H14ZM90 236H89V238H90ZM116 236H115V238H117ZM175 236H174V238H175ZM201 237H202V235H201ZM74 238H76V237H74ZM144 238H143V240H144ZM33 239H35V238H33ZM152 239L153 238H151V240ZM240 239L238 241L239 243H240V241L243 240V239H241V240ZM31 240H29V241H31ZM41 240H42V238H41ZM72 240H70V241H72ZM80 241H81V239H80ZM43 242L46 243L45 240ZM151 242H148V243H151ZM217 242H218V240H217ZM234 242H235V240H234ZM39 243H41V241ZM51 243H52V241H51ZM62 243H65V242L62 241L61 244ZM102 243H103V241H102ZM184 243H186V242H184ZM33 244L34 243H32V245ZM48 244H46V245H48ZM26 245H28V244H26ZM156 245H157V247H156ZM37 246H40V244ZM87 246H89V245L87 244L86 247ZM25 247L26 246H24V248ZM166 248H168V249H166ZM204 248H206V247H204ZM204 248L201 247L200 250L201 249L203 250ZM34 249H36V248L33 247V250ZM37 249H39V247H37ZM238 249H241V248H238ZM82 250H80V251L82 252ZM170 250H172V249H170ZM204 250L206 252V249H204ZM122 251H123V249H122ZM217 251H219V250H217ZM41 252H42V249H41ZM177 252H179V251H177ZM145 253H144V255H145ZM207 253H209V252H207ZM231 253L233 254V252H231ZM236 253H237V251H236ZM24 254L26 255V257H24ZM14 255L16 256V258L14 257ZM68 255H67V257H68ZM193 255H194V257H197V258H194ZM200 255H201V253H200ZM71 256H73V255H71ZM71 256H69L68 260H66L69 262V264H71L72 261H74V258H73L74 256L73 257H71ZM105 256H107V255H105ZM140 256H142V255H140ZM89 258H90V260H89ZM121 258H122V256L120 257V255H119V260H121ZM75 259H76V257H75ZM213 259H211V260H213ZM122 260H124V259H122ZM122 260H121V262H119V264H126V263H123ZM136 260H138V258H136ZM124 262H125V260H124ZM83 264H86V263L84 262Z\"/></svg>","mask_w":264,"mask_h":264}]
</instances>
